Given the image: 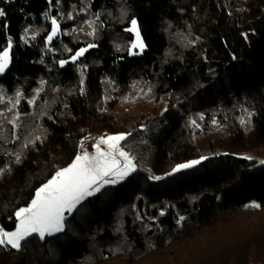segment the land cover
<instances>
[{
    "label": "trees",
    "instance_id": "1",
    "mask_svg": "<svg viewBox=\"0 0 264 264\" xmlns=\"http://www.w3.org/2000/svg\"><path fill=\"white\" fill-rule=\"evenodd\" d=\"M0 11V52L11 45L0 229L90 134H123L135 169L66 213L60 233L0 245V264H264V0H0ZM128 101L148 106L117 117Z\"/></svg>",
    "mask_w": 264,
    "mask_h": 264
},
{
    "label": "snow or ice",
    "instance_id": "2",
    "mask_svg": "<svg viewBox=\"0 0 264 264\" xmlns=\"http://www.w3.org/2000/svg\"><path fill=\"white\" fill-rule=\"evenodd\" d=\"M3 15L4 12L0 11V16ZM52 24L53 31L48 37L49 41L56 35L58 27L55 19L52 20ZM127 30L134 32L136 36L132 47H139L143 50L144 44L135 18L131 20V26ZM85 51L87 49H81L73 57V60ZM8 61L9 50L5 48L3 52H0V73L7 67ZM249 116L251 117V114ZM124 139L123 134L101 138L94 145L96 150L94 155L84 152L82 155H77L68 167L58 170L47 183L37 189L31 203L15 213L18 220L15 231L7 232L0 229V245L6 243L11 248L19 250L22 247L21 242L33 234L44 239L46 234L51 235L63 231L65 212L70 214L85 197L98 192L105 183L116 182V180H106L105 177L123 178L129 172L134 171L132 161L118 147L120 141ZM100 145H106L108 150L101 151ZM242 158L251 159V157ZM121 159L123 160V167H120ZM199 163V160L190 161L177 165L172 171L173 173L179 172L182 169L192 168ZM260 163L264 164V161H260ZM171 174L169 173V175ZM153 179H160V177H153ZM250 207L257 208L260 205L253 203ZM180 219L183 220L184 218L181 217Z\"/></svg>",
    "mask_w": 264,
    "mask_h": 264
},
{
    "label": "rangeland",
    "instance_id": "3",
    "mask_svg": "<svg viewBox=\"0 0 264 264\" xmlns=\"http://www.w3.org/2000/svg\"><path fill=\"white\" fill-rule=\"evenodd\" d=\"M130 26H131V24H130ZM130 28V27H129ZM131 32V31H130ZM131 34H132V36H133V39H132V41L130 42V45H129V47H128V51H129V54L130 55H139V54H141L142 53V51L144 50V48H143V50H141L139 47H136V48H133L132 47V45H133V43L135 42V40H136V36H135V33L134 32H131ZM6 48H8V50H10V47H9V45L6 47ZM3 52V51H2ZM9 66V61H8V65H7V67ZM7 67L4 69V71L2 72V73H0V75H3L4 73H5V71H6V69H7ZM7 94H6V92H4V90H3V88H1V86H0V102L1 103H4V102H6V101H9V99L7 98ZM128 106H130V107H128ZM147 106L148 105H146V104H144V105H134V103L132 102V101H128L127 102V104L126 105H123V106H119V105H117V107H118V112L116 113V115H117V117H119V116H124V120L125 119H127L128 117H131V116H133V115H137V114H139V112L140 111H142V109H147ZM128 107V108H127ZM164 109H165V107H162L161 105H159L157 108H156V110H157V113L158 114H161L163 111H164ZM20 115H22V113H20V111H19V113H17V117L18 116H20ZM223 132H225V129H223L222 131H220L219 132V134H221L222 135V133ZM42 133H41V129H39V126L37 125L36 126V128H35V131L34 132H32V133H29V139H30V142L28 143V144H33L36 140H38L39 139V135H41ZM97 134V140L94 142V144L91 146V148L89 149V151H82V152H78V154L77 155H82L84 152H87L89 155L91 154V155H94L95 154V148H94V145L97 143V141L99 140V139H101V138H107L108 136H115V135H121V134H109V133H100V132H98V133H96ZM121 142L122 141H120V143H119V145H118V147L120 148V150L121 151H123L124 152V150H123V148L121 147ZM100 149H101V151H107L108 149H107V146L106 145H100ZM76 155V156H77ZM19 158H20V155H18V154H16V159H15V161L14 162H17L18 160H19ZM75 159V158H74ZM73 159V160H74ZM130 159V158H129ZM131 160V159H130ZM193 161H195V160H193ZM72 163V162H71ZM70 163V164H71ZM150 163H151V153L148 155V160H147V163H146V166L147 167H149L150 166ZM188 163V162H187ZM69 164V165H70ZM69 165H67L66 167H68ZM132 165L134 166V164L132 163ZM66 167H64V168H66ZM120 167H123V160L121 159V164H120ZM132 172V171H131ZM131 172H129V173H131ZM126 176H124L123 178H119V177H116V176H110V177H105V179L106 180H116V182L115 183H105L104 185H103V187L102 188H104V187H106V186H109V185H113V184H116V183H118V182H120L121 180H123L124 178H125ZM51 179V178H50ZM102 188H100V190L102 189ZM99 190V191H100ZM95 193H97V192H95ZM94 193V194H95ZM36 194V193H35ZM34 197H35V195H34ZM33 197V198H34ZM86 198V197H85ZM31 203V202H30ZM25 207H27V206H25ZM22 208H24V207H22ZM67 212H65V214H66ZM65 214H64V216H65ZM17 223H18V220H17ZM17 223H16V225H17ZM15 229H16V227L13 229V230H11V231H7V232H12V231H15ZM58 233H60V232H55V233H53V234H51V235H55V234H58ZM51 235H45V236H51Z\"/></svg>",
    "mask_w": 264,
    "mask_h": 264
},
{
    "label": "built area",
    "instance_id": "4",
    "mask_svg": "<svg viewBox=\"0 0 264 264\" xmlns=\"http://www.w3.org/2000/svg\"><path fill=\"white\" fill-rule=\"evenodd\" d=\"M97 137H98L97 134H90L88 137L84 138L79 144L78 151L79 152L89 151L91 146L98 139Z\"/></svg>",
    "mask_w": 264,
    "mask_h": 264
}]
</instances>
